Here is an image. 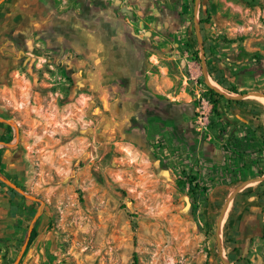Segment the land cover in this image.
Listing matches in <instances>:
<instances>
[{"label": "rangeland", "instance_id": "374dc122", "mask_svg": "<svg viewBox=\"0 0 264 264\" xmlns=\"http://www.w3.org/2000/svg\"><path fill=\"white\" fill-rule=\"evenodd\" d=\"M0 119V264H264V0H4Z\"/></svg>", "mask_w": 264, "mask_h": 264}, {"label": "trees", "instance_id": "16d2710c", "mask_svg": "<svg viewBox=\"0 0 264 264\" xmlns=\"http://www.w3.org/2000/svg\"><path fill=\"white\" fill-rule=\"evenodd\" d=\"M209 21V14L207 13V18L205 20H201L200 24L207 23ZM195 43V42H194ZM203 49H204V57L208 58L210 56L209 51L207 50L205 46V42H203ZM207 73L212 82H214L216 85H218L223 91L232 94V95H241L240 92L236 89V87L232 86L228 80L226 79L223 70L217 68L214 65H207ZM208 92L210 94V102L213 106V109H217V105L219 103V100L224 99V95L220 94L219 92H216L214 89L210 88L208 89ZM217 100H213V99ZM227 104H230L234 108H238L239 111L244 112L247 119L249 121H260V111L258 108L251 106L248 104L245 100H227ZM4 125L0 123V127H3ZM256 130L258 131V138L262 142H264V132L261 125L256 126ZM6 132L7 134L11 133V128L9 126H6ZM2 141L9 142L10 137H2ZM261 177H263V174H261ZM9 179V178H8ZM189 190L191 193L196 194L198 191H207L206 188H202L200 181L196 177H189ZM0 185L5 187L3 183L0 182ZM8 190L14 194L18 195L14 190L8 188ZM250 191L251 195L255 198L254 206L260 210V212L264 213V179L258 181L254 187ZM249 193V194H250ZM208 199V198H207ZM205 200L208 203V200ZM241 199V201H244L246 199V196L244 194H236L234 199L232 200L231 205V212L229 214L227 223L224 226V234H223V242L225 245H231L233 246V251L235 250V244H236V236L237 232L235 230V216L238 212V203L237 201ZM206 205V204H205ZM212 205H215L212 203ZM37 232L35 230H32L31 235L28 240V246L31 245V243L36 239ZM262 239L264 241V227L262 228ZM264 248V243H263ZM233 260V256L229 257V261L231 262ZM237 261V260H236ZM238 262V261H237ZM133 264H137L136 257L134 256Z\"/></svg>", "mask_w": 264, "mask_h": 264}, {"label": "water", "instance_id": "95a60500", "mask_svg": "<svg viewBox=\"0 0 264 264\" xmlns=\"http://www.w3.org/2000/svg\"><path fill=\"white\" fill-rule=\"evenodd\" d=\"M3 1H4V0H0V4H1ZM201 50H202V45H201ZM202 58H203L202 62H203V65H204V55H202ZM204 72H205V74H206V70H205V68H204ZM207 84L209 85L210 88H212V89H214L216 92H219L220 94H222L221 91H220L219 89H217L216 87H214L213 85H211V84L208 83V82H207ZM249 96H254V95H244V96H241V97H242V98H248ZM255 96H256V95H255ZM0 123H6L7 125L10 124V123H8V122H4V120H2V119H0ZM16 137H17V132H16ZM0 145H4V146H7V147H12V146H13V144L2 143V142L0 143ZM262 179H264V177H263V178H260L258 181H260V180H262ZM258 181H257V182H258ZM0 182L3 183L5 186L9 187L10 189L14 190V191H15L16 193H18L19 195L24 196V197L27 198L28 200H31V201H38V200H37L36 198H34L33 196H29V195H27L24 191H22L21 189H19V188H18L16 185H14L11 181H9L8 179L4 178V177L1 176V175H0ZM38 202H39V204H40V206H41V202H40V201H38ZM225 208H226V207H224L222 211H224ZM40 209H41V208H39L38 211H37V212L35 213V215H34V218H33V220H32V224H31V226L29 227V232H28V234H27V238H26V240H25V242H24L23 250H22V252L20 253V255H19V257H18V259H17V261H16V264L18 263V261H19L21 255H22L24 249L26 248V246H27V244H28V240H29V237H30V231L32 230V225L35 223V221H36L38 215L40 214Z\"/></svg>", "mask_w": 264, "mask_h": 264}, {"label": "crops", "instance_id": "0c3cea01", "mask_svg": "<svg viewBox=\"0 0 264 264\" xmlns=\"http://www.w3.org/2000/svg\"><path fill=\"white\" fill-rule=\"evenodd\" d=\"M12 3H14V1L12 2ZM17 3V2H16ZM1 134V133H0ZM1 201H2V207L3 208H5L6 206H10V204L7 202V200H5L4 198H2L1 199ZM3 201H4V203H3Z\"/></svg>", "mask_w": 264, "mask_h": 264}, {"label": "bare ground", "instance_id": "6f19581e", "mask_svg": "<svg viewBox=\"0 0 264 264\" xmlns=\"http://www.w3.org/2000/svg\"><path fill=\"white\" fill-rule=\"evenodd\" d=\"M263 100V99H262Z\"/></svg>", "mask_w": 264, "mask_h": 264}]
</instances>
